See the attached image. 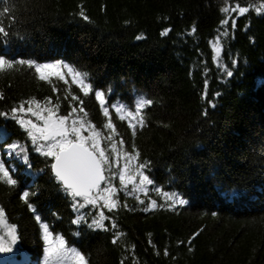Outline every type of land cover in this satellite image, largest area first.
Segmentation results:
<instances>
[{
  "label": "trees",
  "instance_id": "trees-1",
  "mask_svg": "<svg viewBox=\"0 0 264 264\" xmlns=\"http://www.w3.org/2000/svg\"><path fill=\"white\" fill-rule=\"evenodd\" d=\"M4 4L10 12L0 20L11 34L0 39V53L86 72L94 90H107L109 115L66 69L63 81L55 74L41 81L27 65L0 72V161L18 181H0V235L15 227L22 250L0 253V264H17L10 258L22 253L26 264H44L42 223L89 264H264V0ZM140 95L153 101L141 110L142 126L113 107L133 111ZM36 104L66 115L68 125L83 122L85 137L100 133L110 164L101 187L115 190V208L103 207L102 200L79 207L82 198L64 191L51 172L52 158L35 151L20 123L43 124L47 112L37 120L27 111H36ZM13 144L14 150L8 147ZM130 155L137 156L132 167L150 161L145 174L154 183L144 191L119 181ZM220 189L244 195L225 199ZM171 193L187 202L170 206ZM101 212L107 231L91 226Z\"/></svg>",
  "mask_w": 264,
  "mask_h": 264
},
{
  "label": "snow or ice",
  "instance_id": "snow-or-ice-1",
  "mask_svg": "<svg viewBox=\"0 0 264 264\" xmlns=\"http://www.w3.org/2000/svg\"><path fill=\"white\" fill-rule=\"evenodd\" d=\"M0 3H3V0H0ZM240 11L246 12L247 9L240 8ZM9 12L10 8L6 4L0 7V16H7ZM81 15L85 20H88V17L84 16L83 13ZM10 18L14 20V17ZM223 23L227 25L228 21L224 20ZM10 34V27L6 26L3 20H0V39H7ZM224 35H228L227 31H225ZM137 38L139 39L140 37ZM14 64L27 65L29 69L34 67L41 81L48 80L53 74L63 81L65 76L61 69H66L68 74L71 75L73 83L79 85L83 95L87 96L90 92H94L95 99L99 101L100 106L103 108V115L105 117L109 115V107L105 106L107 90H94V82H86L88 81V74L86 72L77 70L68 63H39L24 59L13 61L12 59L5 58L0 53V72H3L5 69H13ZM226 75L232 77L233 71H226ZM33 103L35 102L33 101ZM152 104L153 101L150 98L140 95L135 100L133 111H128L129 106L125 104H115L113 107H115L118 113L126 112L127 117L131 120L139 118L137 122L142 126L144 124V117L141 116V110ZM36 108L37 110L34 111L32 107H28L27 111L36 116L37 120L41 119L42 112L48 113L47 116L43 117L42 125L23 119L20 120V123L27 125V135L31 137L32 143L36 145L35 151L42 153L45 157L53 158L54 163L51 164V170L54 172L55 178L64 186V191L73 198H82L83 203L78 205L79 207H83L85 203L95 205L102 200L103 207L109 210L115 208L117 205L116 200L113 199L115 190L111 186L106 188L101 187L102 182L108 181L105 172L110 171V164L108 157L105 156V152L100 147V133L92 130L91 136L85 137L81 134L84 127L83 122L73 120L71 125H68V117L66 115L57 116L53 108H41L39 104H36ZM12 111L15 112L17 110L12 109ZM19 111H25L23 105L20 106ZM130 126L135 128L136 125L131 124ZM107 127L111 129L113 125L108 123ZM0 143H4L2 138H0ZM8 147L14 150L17 145L13 144ZM136 159V155L126 157L124 169L119 173V181L121 185L131 184L134 185L135 190L144 191L146 185H153L154 183L153 179L145 174V170L150 166V161L144 160L132 167L131 161ZM137 177L139 178L138 183H134ZM0 181L10 186L18 184L17 179L10 174L9 168L5 166L3 161H0ZM220 191L225 199L242 198L244 195L240 192L223 191V189H220ZM22 196L27 203L30 196L29 191H24ZM167 198L172 202L170 205L172 207L184 205L187 202L176 193H171ZM141 203H144V201H141ZM151 203L155 205L157 202L153 200ZM28 207L35 211L31 203H28ZM3 215L4 209L0 208V218ZM36 219L38 221L41 220V216L37 215ZM106 219L108 217L101 212L99 218L94 220L91 226L104 228L107 231L108 229L102 223ZM75 222L79 223L81 221ZM40 227L43 229V241L45 245L43 248L44 264H89V259L82 251L75 247L66 246L63 236L53 238L52 232L49 231V224L42 223ZM17 242L18 236L15 227L8 228L4 235H0V253H13L14 249L17 252H22ZM112 242L116 243L117 240L114 239ZM167 254V251H165V255ZM23 255L24 260L20 264H26L27 256L26 254Z\"/></svg>",
  "mask_w": 264,
  "mask_h": 264
},
{
  "label": "rangeland",
  "instance_id": "rangeland-1",
  "mask_svg": "<svg viewBox=\"0 0 264 264\" xmlns=\"http://www.w3.org/2000/svg\"><path fill=\"white\" fill-rule=\"evenodd\" d=\"M3 226V223H2V221H1V219H0V228ZM0 230H2V229H0ZM10 260L11 261H13L14 263H17L18 264V262H19V260H24V255L22 254L21 255V258H19V259H14V258H10Z\"/></svg>",
  "mask_w": 264,
  "mask_h": 264
},
{
  "label": "water",
  "instance_id": "water-1",
  "mask_svg": "<svg viewBox=\"0 0 264 264\" xmlns=\"http://www.w3.org/2000/svg\"><path fill=\"white\" fill-rule=\"evenodd\" d=\"M52 163H54V160H53V158H52V160H51V163H50V169H51V164ZM51 172L53 173V175H54V172L51 170ZM60 182V181H59ZM61 183V182H60ZM61 185H62V183H61ZM62 187H64L63 185H62Z\"/></svg>",
  "mask_w": 264,
  "mask_h": 264
}]
</instances>
